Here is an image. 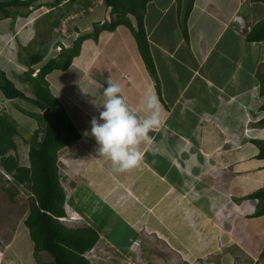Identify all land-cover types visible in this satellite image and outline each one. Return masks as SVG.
I'll return each instance as SVG.
<instances>
[{
    "label": "crops",
    "instance_id": "crops-1",
    "mask_svg": "<svg viewBox=\"0 0 264 264\" xmlns=\"http://www.w3.org/2000/svg\"><path fill=\"white\" fill-rule=\"evenodd\" d=\"M187 2L182 1L181 11L176 0H151L147 5L145 28L160 89L134 32L125 25L88 36L66 69L47 75L53 95L81 133L60 150H65L61 180L64 174L71 205L99 232L95 247H107L113 257L140 264H197L213 251L225 249L231 264L238 263L235 256L242 258L241 253L246 264H252L260 253L264 255V226L248 229L249 222L264 218L254 216L258 200L249 198L264 187V158H259L255 142L264 140V40L250 41L246 33L264 19V1L193 0L184 19ZM236 15L245 23L242 30ZM83 16L75 23L76 35L91 33L96 23L105 22L103 14H98L82 27ZM13 19L0 18V68L23 90L29 54H4L3 49L9 41L17 43L18 50L20 40L29 46L37 33H23L36 19L12 27ZM6 21L8 25L2 27ZM58 36L55 49L44 47L37 70L58 57L57 46L63 41ZM73 39L65 40L71 46ZM51 51L55 54L50 55ZM15 75L23 79L20 85ZM110 76L139 116L147 115L142 100L149 93L158 97L162 109L160 125L149 132L150 142L139 146L142 161L123 172L99 154L90 134L92 118H99L103 110V90ZM16 99L0 97V111L15 118L20 107ZM22 125L17 123V150L12 153L27 166L39 123L32 129ZM67 168L78 173L69 174ZM80 187L86 190L78 195ZM195 217L196 224L190 223ZM238 220H242L239 228ZM122 221L132 229L126 245L110 237L115 223ZM148 244L157 247L161 256L156 257L153 249L146 251ZM94 257L90 264L97 261ZM215 262L221 264L219 258Z\"/></svg>",
    "mask_w": 264,
    "mask_h": 264
},
{
    "label": "trees",
    "instance_id": "trees-1",
    "mask_svg": "<svg viewBox=\"0 0 264 264\" xmlns=\"http://www.w3.org/2000/svg\"><path fill=\"white\" fill-rule=\"evenodd\" d=\"M63 1L65 0H0V18H15L16 14L21 13L20 8L22 7L30 10L44 6L49 8L43 13V16L48 15L50 17L48 20H51L47 27L44 26L45 35L41 37V40L45 42L51 37L50 31L53 27L59 28L66 14L73 12L74 8L79 6V4L75 5L76 2L81 1L82 7L92 4L91 0H68L70 2L68 5H64ZM150 1L104 0L106 6L111 8V19L105 20L102 24L96 23L93 32L79 35L69 48L59 43L62 48L58 57L50 58L38 70L36 64L43 60L46 51L43 49L29 52L24 81L32 87L33 96L27 95L0 68V89L4 96L8 99H25L43 112H27L38 120L39 128L34 131L31 138L30 166H25L21 165L17 155L12 153L17 150L14 140L17 121L9 113L0 111V165L31 192L29 212L24 223L29 228L35 253L37 255L41 252L48 253L51 256L49 264H90V259L86 258L83 253L97 244L100 235L91 225L71 227L60 219L65 215L66 191L61 183L58 164L59 151L78 140L81 133L67 114L63 104L53 95L47 75L55 69H66L73 58L78 55L83 40L88 36L96 37L104 29L114 30L119 25H125L134 32L141 54L160 89L144 21ZM176 1L181 11L183 0ZM192 5L193 0H188L184 19ZM22 14L25 15V13ZM185 21L183 24L186 28ZM246 34L250 41L264 40V19ZM261 82L263 84L261 93L264 97V78ZM261 108L264 109V101ZM261 124L264 125V117ZM255 142L260 149L259 158H264V140L257 139ZM10 196L11 198L15 196L13 191ZM249 198L258 200L254 216L264 215V187L251 193Z\"/></svg>",
    "mask_w": 264,
    "mask_h": 264
},
{
    "label": "rangeland",
    "instance_id": "rangeland-1",
    "mask_svg": "<svg viewBox=\"0 0 264 264\" xmlns=\"http://www.w3.org/2000/svg\"><path fill=\"white\" fill-rule=\"evenodd\" d=\"M92 1V5L93 7H95L96 5H98V0H91ZM64 5L65 4H69V1H63L62 2ZM81 5V1L76 2L75 5ZM74 5V4H72ZM104 6H101L100 8H97L94 12L91 13H84L83 16V20L85 21L82 25V27H84L86 25V22H89L95 15L98 14H103V17L105 20L109 19L110 16V11L109 9L107 10V7L105 6L104 2L101 4ZM100 6V4H99ZM49 8L47 7H40L38 9H33L30 10L28 8H20L21 13L20 14H16L15 18L13 20H11L10 22H12V27L13 25L15 26V23L17 22L18 26L23 25L24 23H26L27 21L29 22L30 20H35L37 19L33 24H31L29 26L28 30H25L23 33V36L28 34L29 32H36L37 33V38H34V40L31 42V44L29 46H27V48H25L26 46H24L22 40H20V46H19V50L17 48V43L15 42H11L9 41V46L8 43L5 46V48L3 49V53L4 54H11V55H18L17 51L20 52L21 56H24L26 54H29V52H35V51H42L44 49L45 46L48 47L52 46L53 49H55V41L57 38H59L58 34L60 33V36L63 37V35L61 34V31L58 32L56 27H53V29L50 31L51 33V37H49L47 39V41L43 42L41 40V37H43L45 35V27L48 26L49 22L51 20H48V15L47 16H43V13L48 11ZM82 9V8H81ZM80 9V10H81ZM30 10V11H29ZM22 13H25L22 14ZM86 14V15H85ZM75 14H67V20L65 21V26L68 29L67 31V36L65 39H70L73 35L76 34L75 31H77L75 29L76 25V21H78V19L80 17L78 16H74ZM111 19V18H110ZM8 20V19H6ZM101 20V19H100ZM68 21V22H67ZM81 21V20H80ZM9 21H6L4 24H2V27H4ZM78 26L79 23H77ZM8 25V24H7ZM45 26V27H44ZM60 30V29H59ZM19 39V38H18ZM12 44H11V43ZM5 43V41H3V44ZM26 53V54H25ZM54 55L55 51H51L50 55ZM0 60H2V58H0ZM9 65V64H8ZM2 69V68H1ZM7 72V71H6ZM8 74V72L6 73ZM14 80L20 85L21 82H23V79L18 78L17 75H15V77H13ZM23 86V90L29 95L32 96L33 95V91H32V87L30 86L29 83H25ZM0 97L1 99L4 98L3 93L0 89ZM18 100V99H16ZM18 105L20 106L19 108L15 109L16 112V117L14 119H16V121L18 122H22L23 123V127L22 129L25 128H29L32 129L36 126L38 120L32 116H30L29 114H27V112H39V109L37 106H35L33 103L21 99L19 98L18 100ZM17 122V123H18ZM39 123V122H38ZM25 132H27V129L25 130ZM246 134L249 135L247 129H246ZM15 138V136H14ZM264 138V137H262ZM15 140V139H14ZM17 140V138H16ZM256 147L259 148V146L257 145ZM18 157V156H17ZM18 159L20 160V158L18 157ZM65 150H62L59 152V160H58V164H59V169L61 167V171L63 173H65ZM20 163V162H19ZM21 164V163H20ZM27 166H30V163H27ZM69 174L71 173L69 171ZM61 172V173H62ZM77 172H72L71 174H76ZM62 176V175H61ZM67 176V175H66ZM66 180L67 177L64 176L62 177L61 183L62 185L66 188ZM86 189L84 187H80L79 191H78V195H81L82 192H84ZM14 192V197L11 198V192ZM30 196H31V192L22 184L18 183L16 180L14 179H7L2 172H0V264H49L51 261V256L46 253V252H41L38 255L35 253L34 251V242L31 238L30 232H29V228L25 225L24 220L29 212V207H30ZM73 206V205H72ZM74 207V206H73ZM74 210L76 211V213H78L79 216H81V222L76 223V222H68L66 221L65 224H67L68 226L71 227H77V226H82V225H87L88 223H92L91 221L89 222L88 219L86 218V216L81 213L78 209H76L74 207ZM197 217H195L194 219H192V221L190 223H194L196 224V219ZM240 221L242 220H238L237 221V228L240 227V225L242 223H240ZM240 223V224H239ZM115 227L116 229L114 230V233H112L110 235V237L112 239H114L116 242H120V243H124L126 245V243H129L128 241V236L130 233H132V229L129 228L123 221L118 223H115ZM264 226V218L257 220L255 222H249L248 224V229L250 230H256L257 228H260ZM197 231L198 228H197ZM218 234H220V232H217ZM210 235L207 237V239H210ZM213 238V237H212ZM232 239H235L232 238ZM146 251L150 249H153V251L156 253V257L157 256H161V253L157 252V247L155 246H150V244L146 245ZM129 247V246H128ZM223 246L221 245V249ZM220 249V248H219ZM230 250V249H228ZM264 250V249H263ZM154 252H150L149 254H152ZM178 254H180L179 252H177ZM93 254H98V257L95 256L94 259L97 261H94L95 264H137L138 262H133L134 260H132L131 262V258L127 259V260H123V259H119L118 257H113L111 256L110 250L107 247H99L94 249ZM236 253L235 248H234V256ZM143 256L146 257V253H143ZM241 257H237L235 256V261L238 260V263L235 262L234 264H246L247 258H245V256L243 255V253H241ZM188 257V256H187ZM219 258V261L221 262V264H231L230 259L231 256L229 255L228 251H213L211 253L210 256H208L207 258H205L204 260H199V263L197 264H211L210 260L212 259L214 261L213 264H217V259ZM141 259V258H140ZM156 259V258H155ZM172 260V258L170 259ZM140 264V263H138ZM189 264V262L187 263ZM252 264H264V255L262 253H260L259 258L256 261H253Z\"/></svg>",
    "mask_w": 264,
    "mask_h": 264
},
{
    "label": "clouds",
    "instance_id": "clouds-1",
    "mask_svg": "<svg viewBox=\"0 0 264 264\" xmlns=\"http://www.w3.org/2000/svg\"><path fill=\"white\" fill-rule=\"evenodd\" d=\"M98 1L100 3L104 2V0ZM75 8L79 9L76 10ZM75 8L73 12H68L67 14H75L74 16H77L76 14H80L78 15V17H80L86 12L89 13L90 11H93L94 7L91 4L88 7H82L81 5H79ZM66 16L62 19V21L67 20ZM61 26L59 27L60 30L58 29V31H61V34L63 35V41L60 44H64L65 47L69 48L72 45L70 46L66 43L65 38L67 35L63 34ZM249 31L251 30H248V32ZM78 36L79 35L75 34L71 38L76 39ZM60 44H58L57 46L59 52L62 48ZM106 83L108 86L103 90L104 100L101 105L103 110L100 111L99 118H92L90 134L95 137L99 145V154L109 158L115 170L123 172L137 167L142 161L143 152L140 150L139 146L143 142H150L149 132L160 125L162 109L158 97L155 94L149 93L146 94L142 100V104L147 112V115L139 116L136 109L130 107L126 102L123 96V88L121 87V85L117 82H114L111 76L107 78ZM101 121H103V123H101ZM85 134L88 135L87 132ZM65 191V215L63 217H68L69 214L65 206L66 203H68L72 207V210H74V207L69 201V196L67 195L66 188ZM60 219L64 223H66V221L76 223L81 222L76 219L69 218V220H63L62 217ZM96 248L99 249V247L95 246L92 249ZM90 262L93 263L91 259Z\"/></svg>",
    "mask_w": 264,
    "mask_h": 264
},
{
    "label": "built area",
    "instance_id": "built-area-1",
    "mask_svg": "<svg viewBox=\"0 0 264 264\" xmlns=\"http://www.w3.org/2000/svg\"><path fill=\"white\" fill-rule=\"evenodd\" d=\"M235 19L239 22V27H240V29H241V30L244 29V28H245V23H244L242 17L239 16V15H236V16H235ZM61 30H62V32H63L64 35H67V31H68V29H67L66 26H65V20L62 21ZM248 30H251V27H249ZM59 48H60V47H59ZM0 172H2V174H3L7 179H13L12 175L9 174V173L4 169V167H2V166H0ZM65 206H66V209L68 210V214H69V215H68V217H67V216H66V217H62L63 220L76 219V220H78V221H81V216H79L78 213H76L75 210H72V207H71L68 203H66ZM68 218H69V219H68ZM93 250H94V249L88 250V251H86L85 253H83V255H84L86 258H89V259L92 260V258H93L94 256H96L95 254H93Z\"/></svg>",
    "mask_w": 264,
    "mask_h": 264
}]
</instances>
